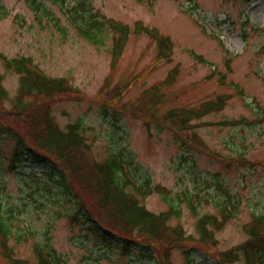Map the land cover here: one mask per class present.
<instances>
[{
  "label": "rangeland",
  "instance_id": "1",
  "mask_svg": "<svg viewBox=\"0 0 264 264\" xmlns=\"http://www.w3.org/2000/svg\"><path fill=\"white\" fill-rule=\"evenodd\" d=\"M0 2L9 12L0 19V54L30 56L48 75L65 76L74 85L72 95L56 97L51 106L60 128L78 121L96 158L121 152L136 166L133 176L165 187L167 195L153 193L141 203L154 212L171 204L178 212L171 223H180L192 236L186 244L198 241V217L209 213L220 219L222 204L230 208L229 220L214 232L216 249H228L245 238L243 224L252 214L264 213V0ZM84 4L128 24L130 30L136 23L156 29L169 38V55L160 58L155 41L132 29L113 65L111 33H98L102 45L97 46L71 23L73 15L84 12ZM0 75L8 96H14L18 75L5 70L1 60ZM9 102L4 100L0 120L24 129L21 120L8 113ZM179 109L202 112L183 129L187 140L162 121L169 111ZM1 141L0 157L11 149L10 139L3 136ZM23 164L2 174L3 201L18 204L16 222L21 229L31 226L40 232L42 213L52 211L46 205L37 207L29 192L44 181L31 172L46 168L30 161ZM55 221L51 243L69 264H154L139 260L138 251L130 256L104 252L68 219ZM12 243L14 257L36 264L31 239ZM192 259L218 264L201 249H194ZM171 262L185 264L181 248L172 251ZM0 264H9L1 248Z\"/></svg>",
  "mask_w": 264,
  "mask_h": 264
},
{
  "label": "trees",
  "instance_id": "2",
  "mask_svg": "<svg viewBox=\"0 0 264 264\" xmlns=\"http://www.w3.org/2000/svg\"><path fill=\"white\" fill-rule=\"evenodd\" d=\"M7 15V9L0 2V19ZM77 22L81 35L97 46L102 45L96 37L97 33L104 30L112 33L110 53L114 65L128 39L127 26L102 14L93 15L87 22L83 21L84 24H81V20ZM135 30L145 31L155 40L160 56L171 49L169 38L155 29L136 26ZM0 59L5 69L18 74V89L11 98V110L7 112L19 118L24 127V130H20L0 120V148L3 136L13 140L9 154L4 156L6 166L13 170L25 160L44 164L47 169L42 174L47 178L43 181L41 195L49 200L48 207H64V216L72 224L86 230L106 249L117 248L124 255L137 249L143 257L154 259L156 264H171L170 252L181 247L186 264H196L190 258L194 249L214 244V231L220 227L217 216L208 213L200 215L196 222L198 241L186 244L192 236L185 234L180 223L170 222L171 218L178 215L171 204L167 210L154 213L139 202L138 196L160 193L165 191L163 187L152 185L149 180L136 182L131 177L132 169L122 165L125 160L120 154L104 160L94 158L77 124H70L66 131L58 128L51 116V106L56 97H66L75 89L68 78L48 76L30 56L8 58L0 54ZM1 81L0 75V113L3 111L4 99L8 97ZM204 106L211 110V106ZM201 113L200 109H179L169 111L163 118L171 127L183 130L189 127L191 120L200 118ZM5 184L0 177L1 251L9 264H28L27 261L14 258L10 252L11 238L20 241L21 236L14 230L17 223L13 209L2 210L1 207ZM186 199L189 200L187 195ZM187 205L193 210L192 201ZM58 213L59 209L51 216ZM43 225V236L29 232L35 238L32 250L36 264H66L48 241L52 229L51 219H47ZM244 230V241L216 254L215 261L218 264H264V213L253 216L244 225Z\"/></svg>",
  "mask_w": 264,
  "mask_h": 264
}]
</instances>
